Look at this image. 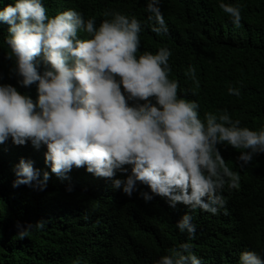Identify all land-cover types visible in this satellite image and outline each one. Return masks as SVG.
Here are the masks:
<instances>
[{
    "label": "trees",
    "instance_id": "1",
    "mask_svg": "<svg viewBox=\"0 0 264 264\" xmlns=\"http://www.w3.org/2000/svg\"><path fill=\"white\" fill-rule=\"evenodd\" d=\"M89 89L104 122L112 89L183 96L199 117V105L217 113L210 147L212 125L230 132L239 118L240 187L196 214L169 181L97 179L100 168L59 155L58 127L77 135ZM261 152L264 0H0V264H264Z\"/></svg>",
    "mask_w": 264,
    "mask_h": 264
},
{
    "label": "clouds",
    "instance_id": "2",
    "mask_svg": "<svg viewBox=\"0 0 264 264\" xmlns=\"http://www.w3.org/2000/svg\"><path fill=\"white\" fill-rule=\"evenodd\" d=\"M67 5L59 4L55 12L64 10ZM78 18L83 20L86 16L78 12ZM85 24L82 30H78L80 38L90 33L88 30L92 28L90 22L86 21ZM80 38H76V42ZM63 48L61 44L60 49ZM72 59L77 60L74 53ZM91 90H86V95L74 105V112L83 114L76 126L77 135L58 127L56 143L51 146L57 145L60 148L59 155L69 161L79 162L80 166L93 165L100 168L97 179L126 175L144 184L169 181L173 186L172 195L178 200L186 199L196 214L214 208L224 196L225 185L230 191L240 187V171L245 164L236 170H229V164L235 157L234 141L239 142L244 138L235 129L239 118L235 120L233 117L234 123L229 125L230 132L223 130L221 124L212 125L215 137L219 136L220 141L218 146L213 144L210 147L200 145V142L202 137L207 141L209 123L217 113L206 119L199 105L201 118L196 108L183 96L161 99L153 95L140 98L129 95L127 99H122V95L112 89L108 96L118 106L116 110H110L113 115L109 121L104 122L101 114L106 110L94 106L92 108L91 95L95 91ZM89 115L86 123L85 118ZM261 157L264 160L262 152ZM127 163L132 166L135 174L125 168L120 169V164L125 166ZM262 164L257 165L258 185L264 190ZM258 257L259 261H264L262 253L258 252ZM248 258L250 262H255L252 254Z\"/></svg>",
    "mask_w": 264,
    "mask_h": 264
},
{
    "label": "bare ground",
    "instance_id": "3",
    "mask_svg": "<svg viewBox=\"0 0 264 264\" xmlns=\"http://www.w3.org/2000/svg\"><path fill=\"white\" fill-rule=\"evenodd\" d=\"M154 170H156V169H154ZM254 259H255V261H257L255 257H254Z\"/></svg>",
    "mask_w": 264,
    "mask_h": 264
}]
</instances>
